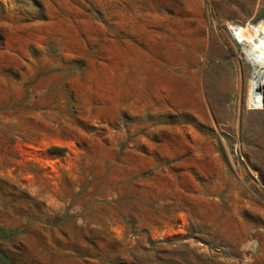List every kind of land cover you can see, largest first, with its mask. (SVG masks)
Wrapping results in <instances>:
<instances>
[{
  "label": "rangeland",
  "instance_id": "obj_1",
  "mask_svg": "<svg viewBox=\"0 0 264 264\" xmlns=\"http://www.w3.org/2000/svg\"><path fill=\"white\" fill-rule=\"evenodd\" d=\"M263 19L264 0H0V264H264Z\"/></svg>",
  "mask_w": 264,
  "mask_h": 264
},
{
  "label": "bare ground",
  "instance_id": "obj_2",
  "mask_svg": "<svg viewBox=\"0 0 264 264\" xmlns=\"http://www.w3.org/2000/svg\"><path fill=\"white\" fill-rule=\"evenodd\" d=\"M245 45L254 64L251 81L256 91L258 86L264 87V19L256 24H248Z\"/></svg>",
  "mask_w": 264,
  "mask_h": 264
},
{
  "label": "water",
  "instance_id": "obj_3",
  "mask_svg": "<svg viewBox=\"0 0 264 264\" xmlns=\"http://www.w3.org/2000/svg\"><path fill=\"white\" fill-rule=\"evenodd\" d=\"M256 93H258V94H261V95H262V98H261V105H262V104H263V102H264V88H263V87H260V86H258V87L256 88ZM252 106H254V104H253Z\"/></svg>",
  "mask_w": 264,
  "mask_h": 264
}]
</instances>
